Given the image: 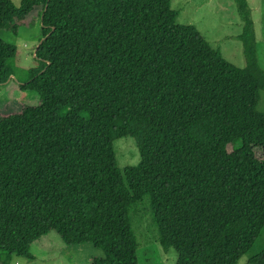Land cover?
<instances>
[{"label":"trees","instance_id":"trees-1","mask_svg":"<svg viewBox=\"0 0 264 264\" xmlns=\"http://www.w3.org/2000/svg\"><path fill=\"white\" fill-rule=\"evenodd\" d=\"M234 3L243 69L177 25L168 0H0L2 33L38 18V66L21 89L40 101L0 114V264L31 259L50 233L100 250L90 264H138L131 214L145 199L176 264L249 251L264 227V71L248 2ZM14 57L0 40V86ZM119 139L140 158L122 171Z\"/></svg>","mask_w":264,"mask_h":264},{"label":"rangeland","instance_id":"rangeland-1","mask_svg":"<svg viewBox=\"0 0 264 264\" xmlns=\"http://www.w3.org/2000/svg\"><path fill=\"white\" fill-rule=\"evenodd\" d=\"M18 7L22 0H10ZM170 8L178 13L175 23L193 26L201 38L213 50H218L223 59L236 68L245 67L242 43L238 36L242 33L234 0H168ZM251 12L256 42V57L264 71V0H247ZM38 18L35 15L30 28L22 29L17 36L0 32V40L11 44L15 50L12 75L0 86V114L15 113L23 107L39 108L38 96L24 91L21 86L27 81L30 71L37 68L34 58L39 43ZM258 112L264 115V94H260ZM117 168L136 166L139 153L131 139H119L113 143ZM258 158H262L256 151ZM132 230L138 244V264H176V253L170 249L164 252L157 242L156 230L145 199L131 214ZM264 251V227L261 229L249 251L237 264H247L249 260ZM29 253L31 259L12 257L8 264H90L92 258H103L100 250L91 245L66 247L56 233H50L35 242Z\"/></svg>","mask_w":264,"mask_h":264}]
</instances>
